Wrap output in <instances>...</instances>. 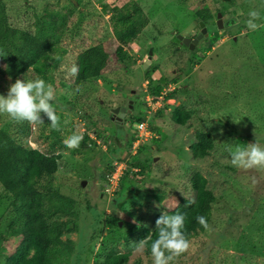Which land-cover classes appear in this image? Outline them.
Returning <instances> with one entry per match:
<instances>
[{"label":"rangeland","instance_id":"374dc122","mask_svg":"<svg viewBox=\"0 0 264 264\" xmlns=\"http://www.w3.org/2000/svg\"><path fill=\"white\" fill-rule=\"evenodd\" d=\"M5 1L13 25L27 26L42 40L67 49L60 70L47 82L56 92L53 104L60 130L53 129L47 117L43 123H29L6 114H0V126L25 146L61 154L56 185L80 201L78 228L63 235L76 242L70 264H107L113 252L130 253L128 264H153L152 255L138 244L139 228L155 229L161 214L172 215L180 196L194 199L191 176L196 171L216 195L211 222L170 264H264V169L234 167L229 151L256 141L264 146V27L252 31L246 26L252 9L259 11L257 23L264 25V0H138L150 23L125 45L124 61L116 53L119 41L110 17L130 0H85L78 6L76 0ZM205 8L212 13L208 35L191 49L177 34H198L201 20L195 12ZM80 15L81 26L75 29ZM233 18L238 22L226 27ZM96 44L109 52V67L100 77L75 83L76 76L67 70L80 52ZM150 51L151 61L143 68ZM20 78L36 77L27 72ZM16 79L0 75V94L7 95ZM157 85L162 86L159 95L167 94L150 112L159 138L134 154L128 144L134 123L148 113L145 88L154 95ZM129 104L128 115L112 118V108ZM181 105L192 112L185 125L171 117ZM200 130L211 132L214 147L204 158H194L191 145ZM92 133L97 138L105 133V138L98 144L91 140ZM72 134L83 135L76 149L63 144ZM114 158L127 165L120 163L115 183L119 189L113 195L104 190L103 174L111 170ZM138 160L142 168L131 165ZM9 200L0 185V221ZM110 202L120 211L118 221L111 217ZM5 237L0 264L19 243L10 233Z\"/></svg>","mask_w":264,"mask_h":264},{"label":"trees","instance_id":"16d2710c","mask_svg":"<svg viewBox=\"0 0 264 264\" xmlns=\"http://www.w3.org/2000/svg\"><path fill=\"white\" fill-rule=\"evenodd\" d=\"M84 1L76 0L75 4L78 6ZM195 17L208 24L212 13L209 8L198 9ZM110 19L113 33L119 41L116 53L124 61L128 56L124 50L125 45L140 36L150 23V17L138 0H130L113 12ZM82 20L81 16L75 29L80 28ZM0 50L7 53L0 57L2 77L15 79L32 72L35 77L43 78L46 82H51L54 73L60 70L67 51L65 47L54 46L42 40L27 26L13 25L5 0H0ZM57 55L59 60L54 59ZM75 64L79 68L75 83L91 81L100 77L109 67V52L103 44L90 46L76 56ZM161 87L157 85L154 88L153 96L156 95V98ZM171 95L173 93L168 97L171 98ZM191 116L192 112L182 105L177 106L171 114L172 120L179 125H185ZM143 119L144 117L139 121ZM213 147L211 132H196V141L191 145L194 158H204ZM60 158V153L50 155L38 148L25 146L0 126V185L7 197H10L9 205L1 216L0 247L6 240L7 233L19 242L14 250L4 254L2 264H70L76 242L70 238L63 239V235L77 230L80 201L79 196L64 194L56 185L54 176L59 170ZM131 165L142 168L143 162L138 160ZM191 184L196 192L195 198L180 196L177 204L170 210L171 214L185 215L183 231L189 240L206 231L196 218L205 216L209 225L216 201V195L207 187L205 176L197 171L193 172ZM111 217L115 221L119 220L112 214ZM139 232L140 239L145 241V252L151 255V244L158 237L157 227L150 230L141 226ZM132 235L133 229H129V236ZM129 258L128 252H113L107 257L106 263L128 264Z\"/></svg>","mask_w":264,"mask_h":264},{"label":"clouds","instance_id":"9594fccd","mask_svg":"<svg viewBox=\"0 0 264 264\" xmlns=\"http://www.w3.org/2000/svg\"><path fill=\"white\" fill-rule=\"evenodd\" d=\"M259 19V11L255 9L250 10L248 13V19L246 20L247 28L255 31L259 27H264V25L257 23ZM6 55V52L0 50V57ZM54 59L59 60L60 57L57 55ZM67 71L71 77H75L79 74V68L76 64H73ZM75 91L79 92L80 88L77 87ZM55 100L56 92L53 85L51 83H47L43 78L36 77L34 79L27 80L25 78H17L14 83L10 84L7 95L0 94V114H6L12 120L17 122L27 121L29 123H43L44 117H47L50 121L51 127L55 130H60V117L57 115V110L53 104ZM146 116L145 110L144 119L141 121L147 120ZM141 121H137L134 124ZM147 122L150 123V127L153 130L158 131L157 128H153L152 118ZM135 135L136 130L133 134V140L128 144V149L129 147L131 148L132 143L135 140ZM104 138L105 133L97 139H100L102 142ZM157 138H159V133L157 137L152 139ZM82 139V134H72L64 138L63 144L69 149H76L80 146ZM152 139H149L145 143L151 141ZM91 140L98 143L93 138H91ZM143 144L144 143L140 145L139 149ZM229 151L231 163L234 167L243 170L264 169V146H262L259 142L256 141L254 143H248L247 146L236 145L234 149H230ZM116 160L124 161L127 165L126 160L114 158L112 159V162H110L111 169L113 168V162ZM196 219L197 222L205 229L209 228L205 216L200 215L197 216ZM155 223L158 229V237L151 244L153 264H170V262H172L176 257L186 253L191 246V242L187 239L183 231L185 227V215L183 213H176L172 215L163 213ZM138 244L140 247H143L145 241L142 240Z\"/></svg>","mask_w":264,"mask_h":264},{"label":"built area","instance_id":"2783aa9c","mask_svg":"<svg viewBox=\"0 0 264 264\" xmlns=\"http://www.w3.org/2000/svg\"><path fill=\"white\" fill-rule=\"evenodd\" d=\"M149 83V81H147ZM145 92L147 93L146 94V99H147V107L146 109H148V113L146 111V117H147V120H144V121H141L139 123H137V126H136V135H135V140L133 141L132 143V146H131V149H132V152L134 151V154L137 153L140 145L142 143H145L146 141H148L149 139H152L154 137H157L158 136V133L157 131L153 130L150 125L148 124L147 121H149L151 119V114L150 112H152V106L153 104L155 103H158L161 99L164 101L166 100V96L167 94H165V92H161V94L156 98L155 96H153L150 91L148 89L145 88ZM171 101V99H168ZM158 111V110H157ZM156 112V111H155ZM154 112V113H155ZM90 137L95 139L98 143H100V139H97L96 138V135L95 133H92L90 134ZM120 163H124V161H114L113 162V168L106 172L104 174V177H105V187H104V190L108 193V194H115L116 191L119 189V183L118 185L115 184L116 183V179L117 181H119V168H120ZM119 166V167H118ZM117 168V170H116Z\"/></svg>","mask_w":264,"mask_h":264},{"label":"water","instance_id":"95a60500","mask_svg":"<svg viewBox=\"0 0 264 264\" xmlns=\"http://www.w3.org/2000/svg\"><path fill=\"white\" fill-rule=\"evenodd\" d=\"M222 16V14H219V18ZM238 22L237 18H233L228 20L227 22H225V26L228 27L230 25H233L234 23ZM200 27H201V32L194 38L189 37V36H185L182 34H177L178 39L185 45H188L191 49H193L197 44H199L200 42H202V39H204L207 35H208V28L206 27V23L204 21H200ZM237 37H234V40H236ZM152 51L149 52V58L148 60L143 64V68H146L148 63L151 61V56H152ZM132 103V100L130 101ZM132 106L131 104H129V107ZM114 114H118L120 111L121 112H125L126 108L125 107H116L113 110ZM122 116H125V114H122ZM105 199L108 198L107 195L103 196ZM108 208L110 210V213L115 216V217H119L120 216V211L117 210V206L114 202H110L108 204Z\"/></svg>","mask_w":264,"mask_h":264},{"label":"flooded vegetation","instance_id":"af4514ba","mask_svg":"<svg viewBox=\"0 0 264 264\" xmlns=\"http://www.w3.org/2000/svg\"><path fill=\"white\" fill-rule=\"evenodd\" d=\"M219 18V17H218ZM221 18V17H220ZM206 27L208 28V32H209V27H210V24L208 23V24H206ZM200 32H201V30H200ZM199 32V33H200ZM198 33V34H199ZM198 34H196V35H194L192 38H194V37H196ZM203 40V39H202ZM181 42V41H180ZM182 43V42H181ZM183 44V43H182ZM185 45V44H184ZM185 46H187V47H189L188 45H185ZM190 48V47H189ZM133 101V100H132ZM118 107H125V106H118ZM131 107L132 106H130L129 108H126V111L125 112H119L118 114H114V116H112V118L114 119V118H118V119H122L123 118V116H122V114H125V116L126 115H128V113H130V111H131ZM113 109V108H112ZM112 114H113V112H112ZM116 116V117H115Z\"/></svg>","mask_w":264,"mask_h":264}]
</instances>
